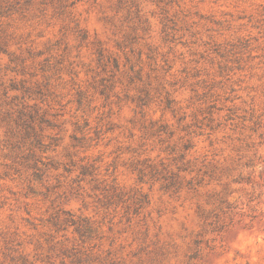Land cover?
<instances>
[{
  "label": "rangeland",
  "instance_id": "obj_1",
  "mask_svg": "<svg viewBox=\"0 0 264 264\" xmlns=\"http://www.w3.org/2000/svg\"><path fill=\"white\" fill-rule=\"evenodd\" d=\"M0 264H264V0H0Z\"/></svg>",
  "mask_w": 264,
  "mask_h": 264
}]
</instances>
